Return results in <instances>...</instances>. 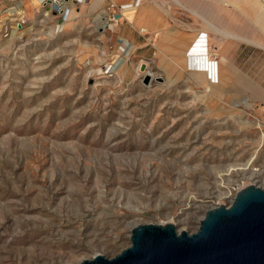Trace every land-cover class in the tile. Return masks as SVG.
<instances>
[{
	"label": "rangeland",
	"instance_id": "obj_1",
	"mask_svg": "<svg viewBox=\"0 0 264 264\" xmlns=\"http://www.w3.org/2000/svg\"><path fill=\"white\" fill-rule=\"evenodd\" d=\"M90 1L65 0L60 14L48 0L26 9L19 34L0 27V264L112 257L135 223L193 232L238 189L264 188V115L244 97L259 63H236V45L214 55L209 30L211 63L175 66L160 42L145 52L122 40L129 3ZM168 1L150 4L166 27L204 24Z\"/></svg>",
	"mask_w": 264,
	"mask_h": 264
},
{
	"label": "water",
	"instance_id": "obj_2",
	"mask_svg": "<svg viewBox=\"0 0 264 264\" xmlns=\"http://www.w3.org/2000/svg\"><path fill=\"white\" fill-rule=\"evenodd\" d=\"M129 240L112 257L96 253L75 264H264V188L238 189L228 205L206 209L193 232L171 222L135 223Z\"/></svg>",
	"mask_w": 264,
	"mask_h": 264
},
{
	"label": "crops",
	"instance_id": "obj_3",
	"mask_svg": "<svg viewBox=\"0 0 264 264\" xmlns=\"http://www.w3.org/2000/svg\"><path fill=\"white\" fill-rule=\"evenodd\" d=\"M17 0H0V9L3 7L12 5ZM26 9H30L33 7H30V3L33 0H21ZM38 3L39 7H42L39 0H35ZM88 1V0H87ZM135 0H91L90 3L93 8H95V5H101L106 4L107 2L109 4H112L113 2L124 4V3H134ZM168 0H141L137 5H135L130 9L121 10L122 18L126 19L128 29L127 32L122 34V40L127 41L132 46V50L135 48V45H138L139 47H136L134 49L137 51L139 48L143 49L145 52L149 50H153L154 44L156 43H162L163 50L169 52L168 49L173 47L172 43H166L163 37V33L167 32L169 37H175L177 33H186L190 34L192 30L183 31L177 28H174L172 26L166 27V10L164 6H160L159 8L152 7L150 4H165ZM169 2V1H168ZM95 4V5H94ZM94 5V6H93ZM244 13V12H243ZM242 14H240L239 19L236 14V40H228V41H234L235 44H227V46H217L215 50L216 56H222V52H229L231 47L236 45V63H259L260 68L264 69V25L262 24V20L258 22L256 19L250 18H240ZM243 16V15H242ZM245 17V16H243ZM105 18V17H104ZM141 27H146L147 32H140ZM145 33H149L152 37L153 43L150 42L149 37L148 39L142 41L141 43L134 44V40L137 38L143 36ZM259 35V36H258ZM262 40L263 45H259L257 41L255 40L258 38ZM145 38V37H144ZM121 39V38H120ZM151 45V47H149ZM238 53V56H237ZM255 55V61H253L252 57ZM167 56V55H166ZM169 58V56H167ZM223 60L220 63H229L230 59L228 56H223ZM225 58V60H224ZM228 58V59H227ZM249 58L251 60H249ZM170 59V58H169ZM253 75H252V74ZM239 74V73H238ZM262 72L256 76V74L249 70V73L246 72L245 76H251L252 79H255L252 81V85L250 86V91H246L245 93L248 95L247 97L244 96L246 99H255V102L253 104L254 107L262 110V113L264 115V74L261 76ZM264 118V117H263Z\"/></svg>",
	"mask_w": 264,
	"mask_h": 264
},
{
	"label": "bare ground",
	"instance_id": "obj_4",
	"mask_svg": "<svg viewBox=\"0 0 264 264\" xmlns=\"http://www.w3.org/2000/svg\"><path fill=\"white\" fill-rule=\"evenodd\" d=\"M140 1L141 0H135L134 3L126 4L120 9H133ZM261 1L262 2L258 0H248V2L246 0H215V2H213L210 0H174L176 5L183 9H188L193 15H199L203 19L204 24L199 29L192 30L190 34L177 33L174 38L172 36L169 37L168 33L164 32L163 37L165 42L173 44V47L165 48L168 49L169 52L163 50L165 54L164 57L168 55L170 62L181 68L187 67V63L190 64L189 66L203 65V63L207 65V63H211L210 56L212 53V44L209 30L214 31L216 33L215 35H218L217 46H227L226 43L228 45L231 43L235 44L234 41L228 40H236V34L229 28L235 23L236 8L240 9L250 18L257 19L258 22L262 20V24L264 25V0ZM29 5L30 7H38V3L35 0ZM202 10H205L204 13ZM102 17L104 18V16L99 15L98 19L101 20L103 19ZM109 26L113 27V24L109 23ZM145 31L147 32L146 27L140 28V32ZM255 40L259 45H263L259 37ZM220 74V77L225 76L223 71H220ZM191 76L200 83H204L205 76L201 71L192 72Z\"/></svg>",
	"mask_w": 264,
	"mask_h": 264
},
{
	"label": "built area",
	"instance_id": "obj_5",
	"mask_svg": "<svg viewBox=\"0 0 264 264\" xmlns=\"http://www.w3.org/2000/svg\"><path fill=\"white\" fill-rule=\"evenodd\" d=\"M44 6L48 0H39ZM52 5L60 14L64 12L65 0H52ZM28 22L27 10L21 0L0 9V27L5 34L17 35Z\"/></svg>",
	"mask_w": 264,
	"mask_h": 264
}]
</instances>
